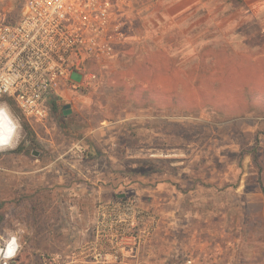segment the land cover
I'll return each mask as SVG.
<instances>
[{
	"label": "rangeland",
	"instance_id": "obj_1",
	"mask_svg": "<svg viewBox=\"0 0 264 264\" xmlns=\"http://www.w3.org/2000/svg\"><path fill=\"white\" fill-rule=\"evenodd\" d=\"M24 2L0 0V20ZM123 15L111 64L90 88L65 90L45 124L30 123L34 137L8 103L21 131L0 150V247L17 237L18 264L72 253L100 264L93 256L116 246L118 226L102 207L123 200L150 217L124 227L127 264H206L208 250L218 264H264V0H132ZM160 184L179 225L164 263L155 199L133 189ZM209 221L218 229L201 233Z\"/></svg>",
	"mask_w": 264,
	"mask_h": 264
},
{
	"label": "built area",
	"instance_id": "obj_2",
	"mask_svg": "<svg viewBox=\"0 0 264 264\" xmlns=\"http://www.w3.org/2000/svg\"><path fill=\"white\" fill-rule=\"evenodd\" d=\"M131 2L25 0L16 22L0 20V104L9 107L11 100L29 123L45 124L53 101L63 99L65 90L93 86L97 81L94 68L108 66L116 57L118 47L127 38L122 18ZM75 74L79 81L73 80ZM102 209V216L113 214L111 221L118 225L116 246L94 254L93 260L127 264L126 249L117 247L133 239L126 237L124 227L142 224L150 217L142 207L126 202ZM151 219L154 232L159 218L152 215ZM113 224H108L110 229ZM19 251L14 236L0 247V264H18ZM76 254L60 256L55 263L80 264Z\"/></svg>",
	"mask_w": 264,
	"mask_h": 264
},
{
	"label": "crops",
	"instance_id": "obj_3",
	"mask_svg": "<svg viewBox=\"0 0 264 264\" xmlns=\"http://www.w3.org/2000/svg\"><path fill=\"white\" fill-rule=\"evenodd\" d=\"M79 148L81 150H77L78 156H81L83 152H85L86 150V145H80ZM77 148V149H79ZM133 189L136 190V194L140 197V196H144V195H148V196H152L155 199L154 202V207L156 206V209L158 210V215H159V222L158 225L156 227V229L153 232V239L155 241H157V247L159 248V252L158 255L155 253L156 256H158V258L156 259L157 261H163L166 262L167 258L165 256V253L162 251L165 247L164 245L167 244V242L169 241H165V237H167L169 234H171V231L173 229H178L179 225L177 223V220L172 219L173 215L175 216V211L173 210L174 206H171L172 200L169 199L168 195L165 194V190L163 185H159L158 188H154L153 190H145L144 188H136L133 187ZM163 193V194H162ZM123 200H117L116 203L121 202ZM108 203H110V201H108ZM264 209V208H263ZM198 224H200V222H198ZM205 226L202 227H198V225H192L191 228L194 230L193 234L190 236V239L186 240L185 245L187 247L193 248L196 245H198V243L196 242V232L201 229V233H207V234H212L213 230H217L218 229V223L217 222H205ZM176 225V226H175ZM215 227H214V226ZM263 229H264V221H263ZM99 236H96V239H98ZM94 241H98L93 239ZM92 240V241H93ZM208 244V242L203 243L201 242V247L206 246ZM218 249V248H217ZM170 255V254H169ZM219 250H216V253H213L211 250H208L205 252V256H204V260H209L208 263L206 264H212V263H221L222 259L219 256Z\"/></svg>",
	"mask_w": 264,
	"mask_h": 264
},
{
	"label": "clouds",
	"instance_id": "obj_4",
	"mask_svg": "<svg viewBox=\"0 0 264 264\" xmlns=\"http://www.w3.org/2000/svg\"><path fill=\"white\" fill-rule=\"evenodd\" d=\"M0 120L3 121L0 127V150L15 147L21 131L19 120L7 105H0Z\"/></svg>",
	"mask_w": 264,
	"mask_h": 264
},
{
	"label": "trees",
	"instance_id": "obj_5",
	"mask_svg": "<svg viewBox=\"0 0 264 264\" xmlns=\"http://www.w3.org/2000/svg\"><path fill=\"white\" fill-rule=\"evenodd\" d=\"M237 1H238L239 3H241V0H237ZM22 7H23V5H22ZM22 7H21V9L19 10V12L17 13V15H15V16H13V17H11V18H7L5 21H6L7 23H14V22H16V21L19 19V17H20V13H21ZM97 68H98V67H95L94 70L97 69ZM9 103H10V105L12 106V108L14 109V111L17 112V113L19 114V116H21V117L23 118L24 123H25V125H24V129H25L27 135L29 136V138L34 137V134H33L32 130H31V128H30V123H29V122H28V121L22 116V114L20 113V111L18 110V108L16 107V105L14 104V102H12V101L10 100ZM52 107H53L54 110H55V108H57V101H53V102H52ZM63 113L65 114V113H67V112L64 111ZM20 151H21V150H20Z\"/></svg>",
	"mask_w": 264,
	"mask_h": 264
},
{
	"label": "flooded vegetation",
	"instance_id": "obj_6",
	"mask_svg": "<svg viewBox=\"0 0 264 264\" xmlns=\"http://www.w3.org/2000/svg\"><path fill=\"white\" fill-rule=\"evenodd\" d=\"M62 109H63V111H66V112L69 111V109H68V108H65V107H63ZM67 109H68V110H67Z\"/></svg>",
	"mask_w": 264,
	"mask_h": 264
},
{
	"label": "bare ground",
	"instance_id": "obj_7",
	"mask_svg": "<svg viewBox=\"0 0 264 264\" xmlns=\"http://www.w3.org/2000/svg\"><path fill=\"white\" fill-rule=\"evenodd\" d=\"M2 124H3V121H2V120H0V127H2Z\"/></svg>",
	"mask_w": 264,
	"mask_h": 264
},
{
	"label": "water",
	"instance_id": "obj_8",
	"mask_svg": "<svg viewBox=\"0 0 264 264\" xmlns=\"http://www.w3.org/2000/svg\"><path fill=\"white\" fill-rule=\"evenodd\" d=\"M69 106H65V108H68Z\"/></svg>",
	"mask_w": 264,
	"mask_h": 264
}]
</instances>
